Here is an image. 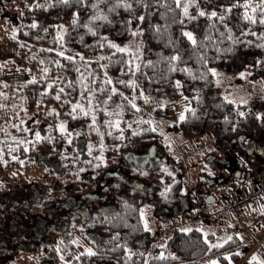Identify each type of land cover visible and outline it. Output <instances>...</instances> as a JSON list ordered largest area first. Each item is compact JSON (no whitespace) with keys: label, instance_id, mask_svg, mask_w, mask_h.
Listing matches in <instances>:
<instances>
[{"label":"trees","instance_id":"trees-1","mask_svg":"<svg viewBox=\"0 0 264 264\" xmlns=\"http://www.w3.org/2000/svg\"><path fill=\"white\" fill-rule=\"evenodd\" d=\"M5 1L10 3L0 17L10 14L12 19L0 21V54L5 62L4 66L0 65V77L3 68L25 69L26 77L16 82H0V190L31 187L35 189L30 191L34 197L38 194L32 199L35 206L43 210L63 206L60 214L63 209L67 210L64 216L67 226L61 231L50 229L53 237L58 234L60 255L50 249L38 264H145V261L147 264H200L209 257L217 258L218 264L264 261V239H260L259 247L257 240L243 237L231 228L229 237L222 243L215 242L210 233L199 227L187 231L176 229L163 243L157 242L150 254L152 244L140 243L145 236L152 237L140 215L143 205L151 202L167 217L176 208H182L184 199L182 181L154 180L155 173H159V161L148 164L152 155L155 156V147L143 157L144 166H134L132 171L144 181L152 180L151 186L123 179L111 185V203L100 204L91 211L88 208L83 214L70 213L74 209L78 211L85 200L95 204L101 199L95 193L96 185L110 169L130 167L122 160L123 153L137 157L149 142L159 139L158 131L147 122L127 123L125 116L136 114L128 96L138 101L147 97L158 102L176 96V81L181 79L185 93L192 96L193 105L185 119L172 125L174 130L186 137H197L215 129L217 146L222 150L240 148L242 142L238 139L244 134L257 137L262 133L257 116L248 112L240 115V105L215 95L216 81L210 71L214 66L236 68L237 59L245 55L251 61V77H264V47L261 46L264 36L260 35L264 33V24L259 22L260 8L264 7L261 0H249L255 8L254 22L243 18V0H197L199 8L206 12L215 9L220 13L221 5H232L223 21L219 16L199 15L195 4L189 7L195 19L189 20L183 16V0L180 5L176 0H127L131 8L116 5V0H0V5ZM94 3L96 8L92 7ZM73 13L77 14L75 24ZM93 15H106L108 19L90 20ZM141 15L143 20L139 19ZM33 20L37 21L35 28L31 27ZM85 24L94 31H89ZM156 25L160 26L158 30ZM137 27L143 32L133 35ZM185 30L194 33L197 44L193 45L183 35ZM107 40L127 45L130 51L120 52ZM61 51L64 56H60ZM174 54H179L180 59L173 62L175 67L170 70L167 57ZM57 60L59 65L55 63ZM129 60L133 63L129 64ZM46 67L49 70L45 73ZM105 72L111 84L105 82ZM81 76L95 83L82 89ZM128 80H134L135 86L120 83ZM49 81L55 83L49 85ZM102 82L105 86L98 90ZM112 87L118 92L110 94ZM57 94L60 99L56 98ZM78 101L88 114L72 109V104ZM116 119L120 120V129L104 123ZM61 121L65 122L66 133L59 130ZM36 132L40 133L39 140ZM89 144L94 145L91 154ZM101 144L103 161L97 159ZM69 214L72 218H68ZM261 218L264 212L256 220ZM70 221L83 224L82 228H75L94 245L92 254L73 255L76 245L67 228ZM156 237L159 240L162 236ZM253 254L257 260L252 259Z\"/></svg>","mask_w":264,"mask_h":264},{"label":"rangeland","instance_id":"rangeland-1","mask_svg":"<svg viewBox=\"0 0 264 264\" xmlns=\"http://www.w3.org/2000/svg\"><path fill=\"white\" fill-rule=\"evenodd\" d=\"M9 3L10 1L1 3L0 14ZM4 19H12V17L10 14L0 17L1 22ZM1 31L0 25V34ZM243 57V59L241 57L237 59L236 63L239 66L236 68L212 67L219 73L214 75L215 95L228 97L227 100L232 102L236 101L235 104L241 106V112H248L258 117L263 129L260 136L256 137V142L247 139L252 137L250 134H244L242 144L245 146L222 150L217 146L215 129L197 137H186L174 130L172 125L181 120L180 114L183 112L185 116L187 110L193 105L192 96L185 93L181 79H178L181 87L177 88V95L163 98L158 102L149 99L138 101L134 96H128L127 99L134 100L138 107L136 114L125 116L127 123L147 122L158 131L159 139L149 142L138 152L142 157L123 153L122 160L127 161L130 167L120 168L117 171L110 169L96 185L95 193L101 199L96 200L95 204L91 200H85L80 203L78 211L74 209L70 213L83 214L88 208L91 211L93 207L100 204L111 203L109 198L111 185L123 179L138 182L146 187L151 186L152 180L144 181L133 175L132 171L134 166H144L143 157L148 155L147 151L150 152L151 148L155 147V156L152 155L153 159L151 158L148 164L151 166L159 161L157 167L159 173H155L154 180L162 183L165 181L171 183L173 180L182 181L184 199L182 208H176L167 217L162 216L164 214L151 202L144 204L143 220L147 221V229L152 237L150 239L145 236L140 243L152 244L149 250L151 254L157 242L163 243L168 234L176 229L189 230L193 227H199L204 232L210 233L217 243L224 242L229 237L230 231L221 221L219 211L244 201L247 202L246 206L238 210L237 215L243 210L252 213L256 208L254 205L262 203L264 199V196L255 199L259 194L262 195L264 190V77L252 78L251 61L245 55ZM4 64L0 54V65L4 66ZM3 70L0 82H16L26 77L25 69L3 68ZM240 101H246V103H240ZM32 190L35 189L16 187L5 192L0 190V264H38L41 256L49 253L50 249L56 255H60L56 237L58 234L53 237L50 229L61 231L64 226H67L66 217H64L67 210L63 209L60 214V208L62 209L63 206L56 207L55 210H43V207L35 206L32 199H36L38 194L36 193L34 197L33 192H30ZM209 198L214 200L210 204L207 202ZM207 205L210 207L209 210L218 214L217 217L214 215L212 219V215L206 209ZM225 205L227 206L224 208ZM263 210L261 208L257 212L262 213ZM255 216L256 211L253 219ZM69 217L72 218V214H69ZM253 219L241 220L237 216L236 219L230 220V225L234 229H239L241 236L256 240L264 233V218H261L258 224L254 223ZM72 223L73 221H70L67 228L72 232V240L76 245L73 255L86 252V248L94 251V245L86 241L75 228V226L82 228L83 224L79 221ZM250 230L256 232L255 238L252 233H249ZM156 235L162 236L161 240L150 242ZM260 239L264 237L257 239L256 245L259 247ZM258 253L260 254L261 251Z\"/></svg>","mask_w":264,"mask_h":264},{"label":"snow or ice","instance_id":"snow-or-ice-1","mask_svg":"<svg viewBox=\"0 0 264 264\" xmlns=\"http://www.w3.org/2000/svg\"><path fill=\"white\" fill-rule=\"evenodd\" d=\"M65 2H67V0H65ZM176 2H177L178 5H180L181 0H176ZM191 4H195V5H196L197 10H198V12H199V15H201V16H210V17L219 16V18H220L221 21H223L224 17H225V16L231 11V9H232V5H227V6H225V5H221V8H222L223 11L220 12V13H218L215 9L206 12L204 9L199 8V5H198V3H197V0H183V4H182V8H183V16L188 17L189 20L195 19V17L191 16L190 13H189V7H190ZM261 4L264 5V0H261ZM116 5H118V6L122 5V6L125 7V8H131V7H132L131 3L127 2V0H116ZM145 6H147V5H145ZM243 6H244L243 18H244L245 20H249V21L254 22V21L256 20V16H255V8L249 3V0H243ZM92 7H93V8H96V4L94 3V4L92 5ZM110 7H111V6H110ZM250 9H251V11H250ZM260 12L262 13V15L259 17V22H260L261 24H264V7H261V8H260ZM89 19H90V20H93V21H94V20H97V19H104V20H107L108 17H107L106 15H93V16H91ZM139 19H140V20H143V19H144V16L141 15V16L139 17ZM72 22H73V24H75V23L77 22V14H76V13H73V21H72ZM36 26H37V21L33 20V21H32V24H31V27L35 28ZM84 26H85L86 28H88L89 31H94V29H93L92 27H90L89 24H85ZM59 27L63 28V26H59ZM155 27H156V29L158 30L160 26H159V25H156ZM226 27H227V26H226ZM45 31H46V29H45ZM65 31H66V29H65ZM130 31H131V29H130ZM229 31H231V29H229ZM13 32H15V28L13 29ZM137 32L142 33V32H143V29L140 28V27H137L136 30L132 32V34H133V35H136ZM183 35H184L185 37H187V39H188L189 41H191V43H192L193 45L197 44V40H196L195 35H194L193 32L185 30V31H183ZM260 35H261V36H264V33H260ZM57 36H58V37H61V39H62V36H61V33H60V32H57ZM229 39H231V36H229ZM107 43H108L112 48H115V49H117V50L120 51V52H127V51H130V49L128 48L127 45L121 46V45H119V44H117V43H115V42H113V41H111V40H107ZM101 46H103V44H101ZM261 46L264 47V45H261ZM64 55H65V53H64L63 51H61V52H60V56H64ZM68 59H69V60H74L75 57H68ZM167 59L169 60V63H170V70H171V68H174V67H175V64H174L173 62L178 61V60L180 59V55H179V54H174V55H171L170 57H167ZM55 63H56L57 65H59V64H60V61L57 60V61H55ZM128 63H129V64H132L133 61H132V60H129ZM149 63H150V62H149ZM102 67H104V66L102 65ZM48 70H49V69H48L47 67L44 68V72H45V73L48 72ZM182 70H183V69H182ZM121 71H123V69H121ZM210 71L213 73V75H219V73H217L215 69H210ZM240 75H243V73H240ZM203 78H204V77L202 76L201 79H203ZM80 80H81V88H82V89H87L90 83H95V81H91V80H89V81H85L84 78H83V76H81ZM105 82H106L107 84H111V83H112L111 78L107 76V73H106V72H105ZM217 82H219V81H217ZM53 83H55V81H49V85H51V84H53ZM120 83H127V84H129V85H133V86H135V81H134V80L120 81ZM104 86H105V83L102 82V83H101V87H100V89H98V90H103ZM176 86H177V88H180V87H181V82H180L179 80L176 81ZM44 91H48V89L45 88ZM62 91H63V89H61V92H62ZM116 92H118V89H117V88L112 87V88L110 89V94H111V93H116ZM56 98H57V99H60V95L57 94V97H56ZM227 98H228V97H225V99H227ZM88 99H89V100L92 99V92H91V91L88 92ZM108 99H110V96H109ZM108 99H105V101H104L105 104L108 103ZM145 99H147V97H146ZM129 102L132 104V107H133V108H137V107H138V106L136 105V103H135L134 100L129 101ZM69 103H71V102L69 101ZM233 103H236V101H233ZM240 103H246V101H240ZM161 106H162V105H161ZM88 107H89V110H91V104H89ZM118 107H119V105H118ZM72 109H73L74 111H75L76 109H79L81 113H83V114H88L87 111L85 110L84 105L81 104V103H79V101H78L77 103H75V104H72ZM53 111H55V110H53ZM104 111H105L109 116L112 115V113L109 112L107 108H105ZM191 111L195 112V109H191ZM243 114H244L243 112L240 113V115H243ZM180 119H181V120L185 119V116H184V113H183V112L180 114ZM227 119H228V118L225 117V120H227ZM92 123H93L94 125L96 124V116H95V112H94V110L92 111ZM104 123H105V124H108L110 128H113V127H114V128H116V129H120V120H119V119H116L115 121L105 120ZM58 127H59V130H60L61 133H66L67 129H66V127H65V122L61 121L60 124L58 125ZM129 127H131V125H129ZM96 130L99 132V129H98V128H97ZM101 135H103V133H101ZM121 135H122V133H121ZM40 138H41V137H40V133H39V132H36V139L39 140ZM49 139H50V138H49ZM70 139H71V137H69V140H70ZM93 147H94V145L89 144V154H91V149H92ZM100 148H101V155L98 156L97 159L103 161V160H104V156H103V154H102V152H103V144L100 145ZM165 171H167L166 168H165ZM166 191H167V189H165V192H166ZM161 194L164 195V193H161ZM140 215H141V218H143V216H144V210H143V209L140 210ZM144 227H145V228H148V224H147V221H146V220H145V222H144ZM187 230H188V229H184V231H187ZM74 242H75V241H74ZM85 251H86L87 253H89V254H92V252H93V250H92L91 248H86ZM130 254H131V253H129V255H130ZM161 256H163V253H161ZM252 259H253V260H257L258 257H257L255 254H253ZM145 264H147V261H145ZM209 264H217V262H216V261H211V262H209ZM260 264H264V261H260Z\"/></svg>","mask_w":264,"mask_h":264},{"label":"crops","instance_id":"crops-1","mask_svg":"<svg viewBox=\"0 0 264 264\" xmlns=\"http://www.w3.org/2000/svg\"><path fill=\"white\" fill-rule=\"evenodd\" d=\"M251 136H252V135H251ZM258 136H260V134H259ZM258 136H257V137H258ZM253 138H254V139H253ZM245 139H246V138H245ZM247 139H249V141L251 140V142H256V137H254V136L249 137V138H247ZM238 140H240V141L243 143L244 137L242 136V137H240ZM242 143H241V144H242ZM242 146H245V145L242 144ZM261 194H262V193H261ZM260 196H264V194H262V195L259 194V196H257L255 199H257V198L260 197ZM262 199H263V198H262ZM209 200H211V198H209ZM213 201H214V200H213ZM213 201H211V202H213ZM211 202H208V203L210 204ZM227 205H228V204H227ZM227 205H225V206H223V207L225 208ZM254 206H255L256 208L253 210L252 213H248V212H245L246 210H243V211L239 212V215H237L238 213L233 212V211L230 210L229 208H226V209H223L222 211H219V216H220V219H221V221L223 222V224H224L225 226L228 227V230H229L230 228L233 229V230H235V229H237V228H235V229L232 228V226L230 225V220H231V219H236L237 216H239L241 220L246 219V218H250V219L252 220V219L254 218V214H255V211H256V216H255V219H253V221H254V223L259 222V220L257 221L256 219L259 218V216H260L261 213H259V212H257V211H258L259 209H261V208L264 209V199L262 200V203H256ZM223 207H222V208H223ZM209 208H210V207L207 205V206H206V209H207V211L212 215V219H213V216H214V215H215L214 217H217L218 214H215V212H213L212 210H209ZM180 209H181V208H180ZM180 209H179V210H180ZM263 212H264V210H263ZM263 212H262V213H263ZM205 223H206V224H209V223H207V222H205ZM257 224H258V223H257ZM203 226H204V225H203ZM205 227H207V225H206ZM249 229H250V228H249ZM239 233H240V231H239ZM249 233H252V235H254V238H255V235H257L256 232H255L254 230H250ZM262 237H264V233L261 234L260 236H258L257 239L262 238ZM154 239H155L154 241H157L158 237L155 236ZM257 239H256V240H257ZM211 261H216L217 264L219 263V260H218L217 258L209 257V258H206V259H204L203 261H201L200 264H209V262H211Z\"/></svg>","mask_w":264,"mask_h":264},{"label":"built area","instance_id":"built-area-1","mask_svg":"<svg viewBox=\"0 0 264 264\" xmlns=\"http://www.w3.org/2000/svg\"><path fill=\"white\" fill-rule=\"evenodd\" d=\"M262 194H264V190H263ZM246 203H247V202L242 201V202H240V203H238V204H235V205L230 206L229 209L232 210V211H234V212H237L238 210L243 209V208L246 206ZM238 231H239L238 229L235 230L236 233H237ZM258 243L261 244V240L258 241Z\"/></svg>","mask_w":264,"mask_h":264},{"label":"water","instance_id":"water-1","mask_svg":"<svg viewBox=\"0 0 264 264\" xmlns=\"http://www.w3.org/2000/svg\"><path fill=\"white\" fill-rule=\"evenodd\" d=\"M211 201H213V199H211V200L208 199V200H207V202H211Z\"/></svg>","mask_w":264,"mask_h":264}]
</instances>
